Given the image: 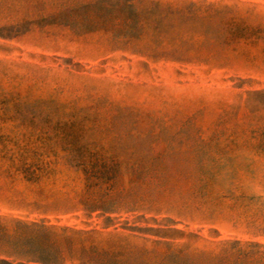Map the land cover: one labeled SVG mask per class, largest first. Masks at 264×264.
Segmentation results:
<instances>
[{"label":"rangeland","instance_id":"374dc122","mask_svg":"<svg viewBox=\"0 0 264 264\" xmlns=\"http://www.w3.org/2000/svg\"><path fill=\"white\" fill-rule=\"evenodd\" d=\"M60 1L0 0V215L97 231L103 248L117 242L108 233L149 248L173 229L189 251L264 245V0H191L210 11L179 28L197 57L183 63L109 52L99 34L46 26L40 18ZM48 98L76 107L99 99L100 148L121 161L115 175L87 180L38 136L34 112L15 108ZM10 160L55 164L30 185L5 173ZM110 183L112 202L81 205Z\"/></svg>","mask_w":264,"mask_h":264},{"label":"trees","instance_id":"16d2710c","mask_svg":"<svg viewBox=\"0 0 264 264\" xmlns=\"http://www.w3.org/2000/svg\"><path fill=\"white\" fill-rule=\"evenodd\" d=\"M199 11H210V4L191 0H61L40 21L47 20L46 26L67 30L75 37L99 34L105 38L109 52L183 63L197 57L192 45L182 40L179 28L191 26ZM20 27L21 24L4 27L15 35L3 37L16 36ZM98 102L99 99L90 106L76 107L71 101L48 98L15 105V108L33 111V119L28 123L35 125L38 136L62 148L64 164L82 171L87 180L97 182L112 177L122 166L121 161L100 148V134L105 128L99 124L106 119L98 110ZM52 167L10 160L5 173L11 174L13 170L25 182L37 185L44 173L53 172ZM112 188L110 183L109 191L102 197L88 194L81 199V205L92 211L105 202H112ZM172 232L171 241L158 236L149 248L108 233L107 237L117 242L103 248L95 243V238L101 235L97 231L21 222L0 215V264L16 261L57 264L64 260L78 264H264L263 244L223 241L215 252L189 251L174 241L183 234L175 229ZM142 255L146 258L143 261Z\"/></svg>","mask_w":264,"mask_h":264}]
</instances>
